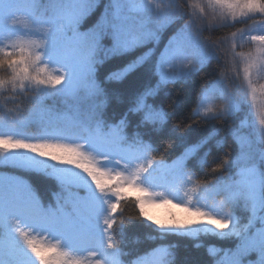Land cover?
<instances>
[{"label": "snow or ice", "instance_id": "snow-or-ice-1", "mask_svg": "<svg viewBox=\"0 0 264 264\" xmlns=\"http://www.w3.org/2000/svg\"><path fill=\"white\" fill-rule=\"evenodd\" d=\"M16 7L13 0H0V90L13 99H30L35 107L28 115L7 110V130L0 132V264H124L116 232L125 225L117 213L127 203L137 210L129 221L142 219L158 230L151 239L202 234L233 239L234 247L224 252L226 264H246L251 254L264 264V147H254L264 145V0H32L25 14ZM236 24L249 26L215 39L204 35L213 26ZM173 26L153 66L155 84L115 124L105 122L99 106L83 119L74 116L63 123L36 117L53 97L76 100L84 93L103 98L106 107L99 67L158 43L160 33ZM106 39L111 43L105 45ZM149 53L155 54L142 52L109 73L105 83H120L150 60ZM222 56L224 71L213 88L202 86L193 123H223L247 111L240 127L230 131L235 154L225 150L216 163L199 162L217 129L186 144L171 163L163 155L156 158L143 138L128 137L129 113L139 115L138 126L162 128L169 113L152 98ZM227 73L234 75L237 88L224 83ZM33 124L37 130L26 134ZM245 126L251 132L244 133ZM217 147L223 144L218 141ZM193 160L205 178L190 170ZM32 177L55 182L59 191L52 201L45 202ZM209 196L221 198L219 209L207 204ZM146 205L179 211L159 219ZM238 207L247 214L245 222L235 214ZM159 251L172 255L168 248L153 249L130 264H152L151 256ZM208 254L215 257L219 250L210 246Z\"/></svg>", "mask_w": 264, "mask_h": 264}, {"label": "trees", "instance_id": "trees-1", "mask_svg": "<svg viewBox=\"0 0 264 264\" xmlns=\"http://www.w3.org/2000/svg\"><path fill=\"white\" fill-rule=\"evenodd\" d=\"M32 0H13L17 5L14 9L16 12L25 14L30 11L27 7ZM49 0H41V3H48ZM177 3H186L187 0H176ZM11 14V13H9ZM3 13H0L2 16ZM3 22L0 20V27ZM241 26H249L236 24L234 27L219 28L213 26L211 31L207 29L204 31L205 36H211L213 39L220 36L228 35ZM175 31V26L163 30L160 33L159 42H149L145 48L136 49L133 52L122 56H114L107 60L98 69L97 78L103 85L109 100L107 106H104L103 98H88L84 93H81L80 98L73 100L71 98L53 97L44 102L46 111H37L35 113L38 119L48 120L55 118L60 122H67L70 118L78 116L83 119L89 110L94 106H99L103 111L104 120L106 123L115 124L118 122L134 103L136 97L140 95L145 89L151 88L156 82V76L153 74V66L159 52L163 50L169 37ZM105 45L111 43L110 40L104 41ZM227 47V45H222ZM148 49H153L155 54L149 53L151 57L141 67L128 73L120 83L107 82L104 78L109 73L117 72L125 67L128 63L134 60L142 52H148ZM247 50L246 48L244 49ZM103 55V53H100ZM225 62L223 56L220 59H213L200 72L191 76L187 80L178 81L162 88L160 92L152 98L151 102L154 105L163 107L168 113L169 118L167 123L162 128H148L138 126L139 115H132L129 113L127 120L126 133L130 139L134 137H141L146 143H150L154 148L153 155L160 158L163 155L164 159L171 163L183 147L188 143H194L202 136L206 135L213 129L218 130L205 148L201 149L198 160L200 163L207 159L209 164L216 163L224 154L225 150L235 154L237 146L230 134L231 130L240 127V121L247 116V111L241 112L236 116L224 121L223 123L216 120H208L200 123H193L196 117L192 114V109L195 107L199 92L203 87L213 88L215 81L219 78L220 72L224 71ZM3 75V73H0ZM225 84L230 88H237L238 82L231 73L225 76ZM119 95V101L116 96ZM219 103V101H217ZM34 102L23 97L12 98V93L0 90V132L6 131L5 124L7 123V110L16 112L23 111L28 115L34 109ZM180 123V128H175L174 125ZM192 124L190 127L185 125ZM37 126L33 124L24 129L26 134L34 133ZM242 131L244 133L251 132V129L245 126ZM221 142L223 147H217V142ZM259 150L264 145H254ZM210 153L209 155H205ZM190 170H194L202 179L205 178V173L199 168L195 160L189 162ZM210 179V177H208ZM32 182L37 186L45 202H50L53 199V193L58 192V188L54 181L46 180L43 177H32ZM67 195V193H62ZM221 198L219 196H209L207 204L214 206L217 209L221 207ZM146 210V208H145ZM147 211V210H146ZM177 209H172L170 206H161L159 219H166L169 212H178ZM235 214L241 217L242 222H245L246 212L242 208H236ZM120 216L125 218V225L122 230L119 228L116 232V241L123 255L120 257L124 264H130V261L143 257L145 253H152L153 249L168 248L172 255L166 256L162 251L160 260H165L166 264H211V261L218 260L222 264H226L223 259L224 252L234 247L235 241L233 239H219L213 235H200L197 238H186L183 236L169 235L163 239H151L156 237L158 230L154 226L149 225L147 221L142 219H132L129 221L128 217H136L137 210L133 203L122 205L121 211L117 213V218ZM194 245H199L195 247ZM214 246L219 250V254L215 257H209L208 248ZM246 264H259V257L256 254H251L246 261Z\"/></svg>", "mask_w": 264, "mask_h": 264}, {"label": "rangeland", "instance_id": "rangeland-1", "mask_svg": "<svg viewBox=\"0 0 264 264\" xmlns=\"http://www.w3.org/2000/svg\"><path fill=\"white\" fill-rule=\"evenodd\" d=\"M145 208L149 214L159 218L161 207H152V206L146 205ZM161 254H162L161 251L153 253V255L150 258L152 261V264H158Z\"/></svg>", "mask_w": 264, "mask_h": 264}]
</instances>
